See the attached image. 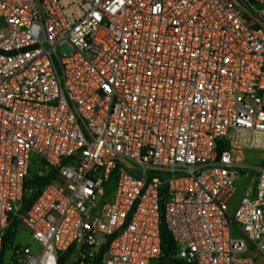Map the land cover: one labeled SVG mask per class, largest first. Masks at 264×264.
I'll return each mask as SVG.
<instances>
[{
  "label": "built area",
  "instance_id": "obj_1",
  "mask_svg": "<svg viewBox=\"0 0 264 264\" xmlns=\"http://www.w3.org/2000/svg\"><path fill=\"white\" fill-rule=\"evenodd\" d=\"M0 20V254L17 222L23 264H154L164 223L184 264L264 258V0H0ZM33 154L56 178L25 209Z\"/></svg>",
  "mask_w": 264,
  "mask_h": 264
},
{
  "label": "trees",
  "instance_id": "obj_2",
  "mask_svg": "<svg viewBox=\"0 0 264 264\" xmlns=\"http://www.w3.org/2000/svg\"><path fill=\"white\" fill-rule=\"evenodd\" d=\"M42 168L46 170L45 174H33V172L30 170L32 174V179L26 184V189H28L31 186H34V191L32 194H27L28 192L25 193L23 196V207L26 209L30 207L32 202L35 200L37 195L40 193L42 187L46 185L47 183L52 182L56 178V171L50 170L46 163L44 161H41ZM17 226L18 223L15 222L13 226L8 229L6 236H5V246L3 251L0 254V264H3V257L6 253L7 245L10 243L12 238L16 236V231H17ZM161 237H162V255L158 259L157 264H184L183 261L177 259L175 257L176 254V242L174 240V237L168 230L166 224L162 223L161 224ZM105 248H103L99 256L97 258V263L100 262V259L102 258L104 254Z\"/></svg>",
  "mask_w": 264,
  "mask_h": 264
},
{
  "label": "rangeland",
  "instance_id": "obj_3",
  "mask_svg": "<svg viewBox=\"0 0 264 264\" xmlns=\"http://www.w3.org/2000/svg\"><path fill=\"white\" fill-rule=\"evenodd\" d=\"M1 22V20H0ZM243 159L248 164H260L262 163V154L258 152H245L243 154ZM30 170L33 172V174H45L46 170L42 168L40 158L37 154H33L30 164ZM249 179H246L244 177H239L238 181L236 182L237 186V192L232 200L231 207L234 209L240 199L244 197L246 193V187L249 185ZM29 195V193H27ZM31 194V193H30ZM237 235H242L240 231H237ZM14 244H29L33 248L38 249V244L34 242L29 235L28 229L18 223V231L15 236ZM12 252L11 250L7 251L6 254L3 257V264H23L21 262H17L11 257ZM154 264H157V262H154ZM256 264H264V258L262 256H259L256 258Z\"/></svg>",
  "mask_w": 264,
  "mask_h": 264
}]
</instances>
